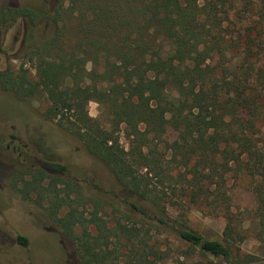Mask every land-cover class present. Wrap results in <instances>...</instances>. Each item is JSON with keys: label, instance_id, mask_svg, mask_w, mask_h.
<instances>
[{"label": "trees", "instance_id": "1", "mask_svg": "<svg viewBox=\"0 0 264 264\" xmlns=\"http://www.w3.org/2000/svg\"><path fill=\"white\" fill-rule=\"evenodd\" d=\"M89 1L93 5L80 4L72 27L55 11V32L28 54L33 78L21 65L7 69L0 86L22 101L45 97L47 118L147 205L114 208L116 217L106 221L99 200L83 198L76 182L40 168L13 175L21 196L42 189L81 264H160L150 232L161 227L191 255L264 264V0ZM42 18L50 17L27 7L0 8V28L22 20L30 31ZM67 29L80 45L99 51L102 73L85 72L76 54L63 55ZM89 75L104 89L82 86ZM65 80L70 86H62ZM88 92L103 106L105 122L84 115ZM122 132L127 146L120 143ZM168 132L176 137L171 150L162 146ZM234 186L252 197L247 224L244 213L233 210ZM191 207L224 218L221 241L188 226L182 211ZM247 234L258 244L255 254L238 247ZM17 242L27 245L21 236Z\"/></svg>", "mask_w": 264, "mask_h": 264}, {"label": "rangeland", "instance_id": "2", "mask_svg": "<svg viewBox=\"0 0 264 264\" xmlns=\"http://www.w3.org/2000/svg\"><path fill=\"white\" fill-rule=\"evenodd\" d=\"M82 2L84 8L91 3L89 0H63L60 5L57 0H0V8L27 7L38 12L45 11L50 17L40 19L30 31L25 29L22 20L0 28V77L7 69L18 71L22 65L28 71V78H33L35 69L28 54L38 41L55 32L52 23L55 11L63 19H68V26L72 27ZM65 32L63 55L69 57L76 54L77 59L84 60L85 72L102 73L106 64L102 57H96L99 51L86 44L80 45L82 40L74 37L71 29ZM69 82L65 80L62 86H70ZM82 86L96 88L94 90L98 93L106 84L101 83L99 77L89 75L85 77ZM49 106L45 97L22 101L13 90H5L0 86V264H81L71 238L61 232L50 215L49 198L42 195L40 189L38 193L34 191L24 199L19 192L21 184H14L13 175L17 172L40 168L76 182L83 198H94L102 203V215L106 221L116 217V214H112L114 208L127 210L132 203L142 208L147 205L125 192L106 167L89 156L77 139L57 127L56 120L47 118ZM82 106L84 115L105 122L103 106L90 92L83 97ZM124 135L123 132L119 134L120 143L127 146ZM175 138L174 133L168 132L162 146L171 150ZM52 166L63 170H56ZM231 195L233 210L244 213L241 220L247 224L250 219L245 212L253 209L252 197L244 187L235 186ZM87 209L89 211L90 207ZM66 211L67 209H62L59 216ZM148 214L153 217V222L157 220L153 212L149 211ZM177 214L178 212H171L173 217ZM182 214L193 231L206 239L221 241L225 225L221 215H214L197 207H191L187 212L182 211ZM136 219L143 221L140 217ZM150 234V243L156 244L163 257L160 264H222L211 257H202L197 253L191 255L186 245L162 227L152 229ZM18 236L27 240L26 246L18 244ZM238 247L245 254L258 252V244L249 234L246 235V241L238 244Z\"/></svg>", "mask_w": 264, "mask_h": 264}]
</instances>
